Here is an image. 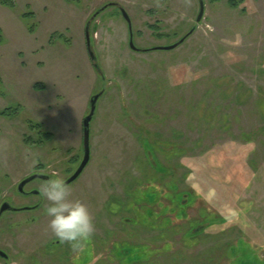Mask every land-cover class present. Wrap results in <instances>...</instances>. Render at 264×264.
Listing matches in <instances>:
<instances>
[{
	"label": "rangeland",
	"instance_id": "obj_1",
	"mask_svg": "<svg viewBox=\"0 0 264 264\" xmlns=\"http://www.w3.org/2000/svg\"><path fill=\"white\" fill-rule=\"evenodd\" d=\"M226 1L203 0L199 20V0L0 4V203L36 204L0 217L8 254L0 264H150V244L165 253L171 242L172 251L155 257L159 264H213L224 253L227 264H264V0ZM190 30L175 48L152 49ZM95 93L90 158L68 184L95 232L74 249L53 236L43 214L47 180L29 182L26 190L39 191L29 196L16 186L32 173L65 180L75 171ZM195 182L206 195L191 190V221L175 219L166 238L172 208L163 199L177 202L176 192ZM173 209L179 217L183 207ZM208 213L228 220L204 226ZM157 215L159 237L147 229ZM191 228L201 233L194 238Z\"/></svg>",
	"mask_w": 264,
	"mask_h": 264
},
{
	"label": "clouds",
	"instance_id": "obj_2",
	"mask_svg": "<svg viewBox=\"0 0 264 264\" xmlns=\"http://www.w3.org/2000/svg\"><path fill=\"white\" fill-rule=\"evenodd\" d=\"M40 191L46 202L43 214L50 218L49 228L57 240L76 249L94 235L95 225L88 208L79 200L70 199V187L62 176L53 173Z\"/></svg>",
	"mask_w": 264,
	"mask_h": 264
},
{
	"label": "trees",
	"instance_id": "obj_3",
	"mask_svg": "<svg viewBox=\"0 0 264 264\" xmlns=\"http://www.w3.org/2000/svg\"><path fill=\"white\" fill-rule=\"evenodd\" d=\"M210 1H214V0H210ZM227 2V4L229 5V6H231V7H238L240 4H242L243 2H244V0H227L226 1ZM0 4L1 5H3V6H7V7H9V8H14L15 7V3H14V0H0ZM245 7L244 6H242V8H241V11L242 12H245ZM31 29V28H30ZM31 31H32V29H31ZM187 34V33H186ZM185 34V35H186ZM2 42V31H1V29H0V43ZM5 111L3 110V111H1L0 113L1 114H3ZM46 136H47V138H48V136L50 135L49 133H44ZM179 150H181V148L179 149ZM182 152H184L185 151V149H183V150H181ZM191 167H189L188 166V170H186L184 173H183V179L182 180H185L186 178H187V176L189 175L190 176V174H191ZM157 180H158V178H157ZM197 185V183L195 182V184H193L192 186H191V189H189V190H185V191H181V192H176V193H180V198H179V200L177 201V202H173L172 200H170V199H163V201H162V203L163 204H165V205H167V206H170L172 209L169 211V215H167L166 214V216L168 217V226H166V227H164L165 229H163L164 231H165V233H166V231H168L167 233H166V238H171V236H172V234H174L175 232H173V227L174 228H176V225H178L177 224V222L178 221H180V220H187L188 221V224H189V222L191 221V220H188V219H186L185 217H186V208L189 206V205H191L192 203H193V201H194V192L193 191H191L193 188H198L199 190H200V192H201V194L202 195H206L205 194V191L201 188H199L198 186H196ZM158 190H160V192L162 193V187H160V189H158ZM167 191H169V190H167ZM164 192V191H163ZM175 193V194H176ZM165 194H167V193H165ZM169 197H172V195H169ZM158 200V196L155 198V201H157ZM160 201L158 200V203H159ZM182 205V207H183V210H182V213H181V215L178 217L176 214H175V212L174 211H176V210H174L173 208H175V209H177L178 208V206L179 205ZM153 208H154V210L157 208V206H156V203H155V206L153 205ZM233 211H228V212H226V213H228L229 215L228 216H230L231 215V213H232ZM216 213V212H215ZM215 213H208V214H206V216H209V219H208V222L204 219L203 221H206V222H204V223H206L204 226H208V225H215V224H217V225H220V224H222L224 221H226V220H228L227 218H228V216H226V215H222V213H220V214H215ZM234 214V213H233ZM184 216V217H183ZM159 219H161V217L160 216H156V219L154 220V221H152V225H150V226H148L147 227V229L148 230H155V231H157L158 233H157V235L155 236V237H159L160 236V234H159V227H160V222L158 221ZM175 219H177V220H175ZM177 221V222H176ZM200 225H201V221H197ZM187 224V227L184 229V230H187V229H189V225ZM224 224V223H223ZM145 227V226H144ZM162 229V228H161ZM195 229L196 228H191V230H190V232H189V235L190 236H192V237H194L195 238V236L197 235V234H199V233H201V232H198V231H195ZM184 230H181V231H184ZM198 230V229H197ZM155 237L152 239V241H154L155 240ZM157 242H160L159 240H157ZM170 246H169V248H168V250L164 253V252H162V251H160V249L159 248H157V247H153V246H151V244H150V249H152L153 251H152V253H151V255H150V258H149V260H151V262H150V264H159L158 263V261L155 259V257L157 256V255H159V254H167L168 252H170V251H172L173 250V248H174V243L173 242H171L170 244H169ZM174 252H176V251H173L171 254H174ZM178 252V251H177ZM217 254H219L220 255V250H218L217 251ZM220 257V259L219 260H215L214 259V262H213V264H227V260H228V258L226 257V255H225V253L223 254V255H221V256H219ZM155 259V260H154ZM206 259V261H204L203 262V264H207V262H210L211 261V259L209 260V258H205Z\"/></svg>",
	"mask_w": 264,
	"mask_h": 264
},
{
	"label": "water",
	"instance_id": "obj_4",
	"mask_svg": "<svg viewBox=\"0 0 264 264\" xmlns=\"http://www.w3.org/2000/svg\"><path fill=\"white\" fill-rule=\"evenodd\" d=\"M112 4V3H109ZM107 5H105L104 7L101 8L104 9ZM203 0H199V13L197 16V20H199L202 16L203 13ZM121 14L124 17V19L127 22L128 25V29H129V46L132 49H136L137 47L134 46L133 41H132V28H131V20L129 18V16L127 15V13L125 12V10L123 8H120ZM192 32V30H190L186 35H184L182 38H180L177 42L170 44V45H164V46H156L153 47L152 49H173L175 48L177 45H179L181 42L184 41V39ZM85 39H86V47L90 56L91 60H95V56L90 48V37H89V23L86 24L85 27ZM94 67L96 69H99L98 65L96 63H94ZM100 96V93H95L93 94L90 99H89V111L88 113L83 117L82 119V146H83V156L82 159L80 161V163L78 164L77 168L75 169V171L68 177L65 179V182L67 184H70L71 182H73L83 171V169L85 168V166L87 165L89 158H90V144H89V136H90V123L91 120L93 118V115L95 113V109H96V103L97 100ZM36 178H45L47 179L48 176L47 175H43V174H30L29 176L25 177L23 180H21L18 184H17V191L19 193H24V186L26 183L36 179ZM38 191L35 190L33 191V193H37ZM30 207H25L23 209H28ZM7 210H16L15 207L11 206L10 203H8L7 201H4L1 203L0 205V216L4 211ZM0 256L2 258H7V254L0 250Z\"/></svg>",
	"mask_w": 264,
	"mask_h": 264
},
{
	"label": "flooded vegetation",
	"instance_id": "obj_5",
	"mask_svg": "<svg viewBox=\"0 0 264 264\" xmlns=\"http://www.w3.org/2000/svg\"><path fill=\"white\" fill-rule=\"evenodd\" d=\"M32 174H34V173H32ZM37 174H42V173H37ZM43 175H46V174H43ZM28 176H29V175H28ZM47 176H48L47 179H45V178H44V179H43V178H36V179L48 180L50 176H49V175H47ZM26 177H27V176H26ZM24 178H25V177H24ZM24 178H23V179H24ZM23 179H21V180H23ZM21 180H20V181H21ZM20 181H19V182H20ZM19 182H18V183H19ZM30 182H31V181H30ZM28 183H29V182H28ZM28 183H26L25 186H26ZM25 186H24V193H19L21 196H29V195H31V194H38V192H39L38 190H37V191H38L37 193H33V191H35L36 189L26 190V189H25ZM16 190H17V186H16ZM2 202H4V200H3ZM2 202H1V203H2ZM1 203H0V205H1ZM8 203H9V202H8ZM10 205L16 208V210H11V211L33 210L34 207H36V204H34V205H28V206H16V205L10 203ZM25 207H30V208H28V209H23V208H25ZM7 211H8V210H7ZM4 212H6V211H4ZM4 212H3V213H4ZM3 213H2V214H3ZM2 214H1V216H2ZM1 216H0V217H1ZM0 250H2V249H0ZM2 251H4V250H2ZM4 252H5V251H4ZM5 253H6V252H5ZM6 254H7V253H6ZM7 257H8V254H7Z\"/></svg>",
	"mask_w": 264,
	"mask_h": 264
}]
</instances>
